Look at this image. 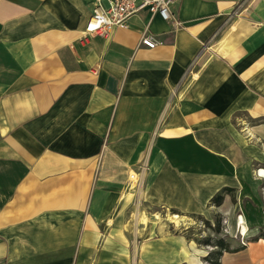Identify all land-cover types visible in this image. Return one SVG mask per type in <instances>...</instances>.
Listing matches in <instances>:
<instances>
[{"label": "crops", "instance_id": "obj_1", "mask_svg": "<svg viewBox=\"0 0 264 264\" xmlns=\"http://www.w3.org/2000/svg\"><path fill=\"white\" fill-rule=\"evenodd\" d=\"M93 1L0 0V264H190L146 208L229 217L224 187L263 206L264 0H178L179 26L143 9L80 41ZM240 259L264 264V239L219 264Z\"/></svg>", "mask_w": 264, "mask_h": 264}, {"label": "rangeland", "instance_id": "obj_2", "mask_svg": "<svg viewBox=\"0 0 264 264\" xmlns=\"http://www.w3.org/2000/svg\"><path fill=\"white\" fill-rule=\"evenodd\" d=\"M132 174L133 176L128 178L126 187H131L135 184L136 173L132 172ZM230 196L231 203L229 208L231 210L229 209V217L228 214L226 217L225 214L217 212L221 217L218 232L212 227L213 224L215 225V213L212 214V219L208 220L211 226H207L202 223L201 219L204 217L201 215L198 216L194 213L180 212L173 209L150 207L146 208V211L151 213L154 219L152 221L155 225L153 234L183 237L185 240V258L190 260V264H193V262L196 264L198 260H201V255L212 248L202 244L201 241L206 236H210L213 239L222 238L230 248H234L246 245L251 239L264 235V219L261 218V209L264 208V201L263 206L261 204V209H258L255 199L244 198L246 196L240 193L236 196L234 191L230 193ZM173 262L174 264H182L178 258L173 259ZM238 262L240 264L241 259Z\"/></svg>", "mask_w": 264, "mask_h": 264}, {"label": "built area", "instance_id": "obj_3", "mask_svg": "<svg viewBox=\"0 0 264 264\" xmlns=\"http://www.w3.org/2000/svg\"><path fill=\"white\" fill-rule=\"evenodd\" d=\"M178 0H94L89 17L86 19L79 37L85 41L90 35H107L114 27L126 26V19L143 9L157 13L163 20L170 21L173 26L180 22L172 17L170 7ZM160 41L152 34L144 31L139 37V44L146 48H153Z\"/></svg>", "mask_w": 264, "mask_h": 264}, {"label": "trees", "instance_id": "obj_4", "mask_svg": "<svg viewBox=\"0 0 264 264\" xmlns=\"http://www.w3.org/2000/svg\"><path fill=\"white\" fill-rule=\"evenodd\" d=\"M232 191L233 190L231 188L224 187L221 190H219L218 192H216L210 198V202L213 203L214 205H219L222 202L223 194L227 193L230 196V193ZM220 218L221 217H220L219 213L214 214L215 225L213 224L212 227H214V230L216 232H218V230H219ZM201 221L205 225L211 226L210 221H208L207 219L202 218ZM257 238H263L264 239V235H259V236H257ZM251 240H255V239H251ZM201 242L205 246H211L212 247L203 258L204 261L206 262V264H219V256L222 254L223 251L232 252V251H236V250L243 247V245H240L238 247L230 248L228 246V244L222 238L213 239L210 236H206V238L203 239Z\"/></svg>", "mask_w": 264, "mask_h": 264}]
</instances>
